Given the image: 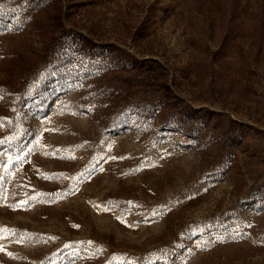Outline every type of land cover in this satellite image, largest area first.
I'll return each mask as SVG.
<instances>
[{"label":"rangeland","instance_id":"374dc122","mask_svg":"<svg viewBox=\"0 0 264 264\" xmlns=\"http://www.w3.org/2000/svg\"><path fill=\"white\" fill-rule=\"evenodd\" d=\"M48 1L0 0V264H264V0Z\"/></svg>","mask_w":264,"mask_h":264},{"label":"trees","instance_id":"16d2710c","mask_svg":"<svg viewBox=\"0 0 264 264\" xmlns=\"http://www.w3.org/2000/svg\"><path fill=\"white\" fill-rule=\"evenodd\" d=\"M12 1V5L14 6V5H16V6H18L19 7V5L20 6H23V8H21V9H24L25 8V3H34V9L35 10H37V11H43V10H45V9H48V8H50V7H52V5L49 3V1L48 0H11ZM21 9H19V8H17L16 10H20L21 11V13H24V10H21ZM43 13H47V14H50L51 16V19H54L55 17L53 16V15H55L54 13H52L51 14V12H49L48 13V10H45V11H43ZM52 23V21L50 20V22H49V24L48 25H50ZM57 23V22H56ZM56 23L55 22H53L52 24H51V26L49 27V29L52 31V33H53V30H52V28H54L55 27V25H56ZM41 29V28H40ZM39 32H41V30L39 31ZM166 91H170L168 88H166ZM169 93H171V92H168L167 94L168 95H170ZM172 100H176V99H172ZM187 107H189V106H187ZM177 112H173L172 111V116L170 117V119H171V121L170 122H173V121H178V122H180L181 124L180 125H182L183 127H188V128H190V129H192V130H194V129H196V127L198 128V125L196 126V124H194V122H193V120L191 119V118H189L187 115H185V116H182V117H179L181 114H179V111L178 110H176ZM171 112V111H170ZM201 112H205V113H209V114H211L212 115V113L211 112H209V111H207V110H203V111H199L198 113H201ZM218 117H223L222 115H219ZM203 129V128H202Z\"/></svg>","mask_w":264,"mask_h":264}]
</instances>
